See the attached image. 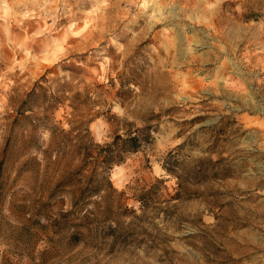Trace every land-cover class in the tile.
Instances as JSON below:
<instances>
[{"label": "rangeland", "instance_id": "rangeland-1", "mask_svg": "<svg viewBox=\"0 0 264 264\" xmlns=\"http://www.w3.org/2000/svg\"><path fill=\"white\" fill-rule=\"evenodd\" d=\"M137 129L135 213L74 210L77 135ZM0 264H264V0H0Z\"/></svg>", "mask_w": 264, "mask_h": 264}, {"label": "trees", "instance_id": "trees-1", "mask_svg": "<svg viewBox=\"0 0 264 264\" xmlns=\"http://www.w3.org/2000/svg\"><path fill=\"white\" fill-rule=\"evenodd\" d=\"M83 123L85 124V121H80L77 126H81ZM76 128L79 129V127ZM85 130L87 131V129ZM142 131L137 129L126 132L124 136L119 134L115 135L111 142L104 144L93 143L91 141L87 142L85 135H77L76 142L79 144V150L83 152L81 165L77 168V171L81 174L82 169L87 167L90 170V174L84 184L79 187V195L72 200L74 210L83 211L87 214L90 213L92 209L86 206L87 202L90 198H97L99 196V198L103 197L102 201L106 203L100 213L107 219L115 218L118 223L119 218L122 216L135 213L132 207L125 205L121 201L124 198V192L118 191L112 186L108 179L107 171L114 163H119L123 160V153L137 151L143 148L144 142L151 139L149 131L146 130L145 133ZM169 157H171L170 154ZM163 168L168 172H174L171 165H163ZM203 170L198 169L195 175L204 174ZM67 180L68 177L63 176L58 186H68ZM161 182V179H156V182L148 189L141 191L137 195L136 198L141 208H144L147 202L156 194L157 187Z\"/></svg>", "mask_w": 264, "mask_h": 264}]
</instances>
